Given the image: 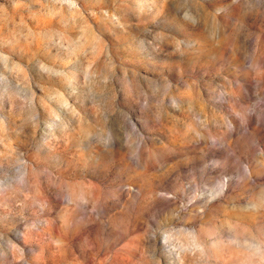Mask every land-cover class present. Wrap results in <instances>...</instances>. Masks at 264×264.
<instances>
[{"label":"rangeland","instance_id":"374dc122","mask_svg":"<svg viewBox=\"0 0 264 264\" xmlns=\"http://www.w3.org/2000/svg\"><path fill=\"white\" fill-rule=\"evenodd\" d=\"M0 264H264V0H0Z\"/></svg>","mask_w":264,"mask_h":264}]
</instances>
